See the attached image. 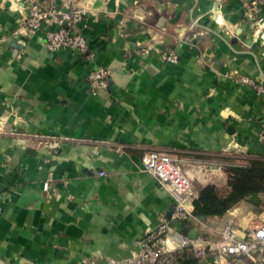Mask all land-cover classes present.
Instances as JSON below:
<instances>
[{
    "label": "crops",
    "instance_id": "0c3cea01",
    "mask_svg": "<svg viewBox=\"0 0 264 264\" xmlns=\"http://www.w3.org/2000/svg\"><path fill=\"white\" fill-rule=\"evenodd\" d=\"M55 1L84 9L75 30L92 56L49 51L25 26V0H0V264L128 257L173 210L141 168L146 150L185 163L264 159V98L235 82L264 79V26H252L242 0ZM96 65L108 69V86L93 93ZM241 210L179 229L206 232Z\"/></svg>",
    "mask_w": 264,
    "mask_h": 264
},
{
    "label": "built area",
    "instance_id": "2783aa9c",
    "mask_svg": "<svg viewBox=\"0 0 264 264\" xmlns=\"http://www.w3.org/2000/svg\"><path fill=\"white\" fill-rule=\"evenodd\" d=\"M242 5L244 15L253 27L264 26V0H242ZM25 10L26 28L30 33L41 31L49 51L70 49L84 53L86 57L92 56L88 39L75 30L84 9H63L55 0H25ZM43 23L47 25L45 28H42ZM164 57L169 61L177 58L172 52H165ZM108 75L104 66L92 68L88 81L93 93L108 86ZM235 82L249 86L257 97L264 98V79L241 74ZM260 139L264 141V118ZM203 163L216 161L196 157L185 163L166 151H144L142 170L152 174L172 196L173 210L169 219L162 215L156 225L147 227L128 257L107 256L102 261L84 257L82 264H177L183 255L189 253L196 258L193 264H264V208L258 212L231 213L219 227L206 232L195 229L194 233L184 234L180 231L181 223L198 219L194 214V200L199 195L196 184L208 182L207 177L197 171ZM223 166L224 163H220L214 167L223 170ZM225 172L228 177L227 170ZM43 187H48V181Z\"/></svg>",
    "mask_w": 264,
    "mask_h": 264
},
{
    "label": "trees",
    "instance_id": "16d2710c",
    "mask_svg": "<svg viewBox=\"0 0 264 264\" xmlns=\"http://www.w3.org/2000/svg\"><path fill=\"white\" fill-rule=\"evenodd\" d=\"M224 170L217 168L215 174L219 176L215 186L209 184L200 192L194 200V214L201 218L221 216L242 200L249 201L253 206L257 204L254 199L258 193H264V159L256 158L248 164H236L226 167ZM230 185L232 186L229 191ZM229 193L227 194V192ZM220 195H226L220 197ZM196 261L191 254L183 255L177 264H193Z\"/></svg>",
    "mask_w": 264,
    "mask_h": 264
},
{
    "label": "rangeland",
    "instance_id": "374dc122",
    "mask_svg": "<svg viewBox=\"0 0 264 264\" xmlns=\"http://www.w3.org/2000/svg\"><path fill=\"white\" fill-rule=\"evenodd\" d=\"M207 158L215 160L216 163H203L202 165L199 166L200 169L198 168L197 171L200 174L206 176L208 181H213L214 179L216 181H218V179H219V176L217 174H215V173H217L216 172L217 168L214 166L219 165L220 163H224L223 170L226 171L225 168L227 166L236 165V164H239L240 162H242V160L240 158H237V157H232V158L231 157H216V158L207 157ZM213 175H215V176H213ZM227 181L229 182V179H227ZM254 199L257 202V204L254 205L255 206L254 210H256L258 212L264 208V203H262L261 200L258 199V197H255ZM248 203L251 204L249 201H248ZM237 207H241V209H242L241 211H246L245 208L241 204L237 205ZM189 255H190V253H189Z\"/></svg>",
    "mask_w": 264,
    "mask_h": 264
}]
</instances>
